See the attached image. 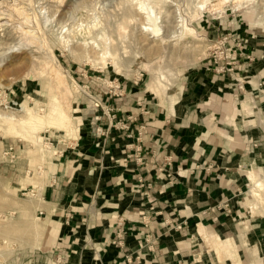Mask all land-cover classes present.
<instances>
[{"label":"crops","instance_id":"crops-1","mask_svg":"<svg viewBox=\"0 0 264 264\" xmlns=\"http://www.w3.org/2000/svg\"><path fill=\"white\" fill-rule=\"evenodd\" d=\"M233 38L243 42L234 64L219 69L223 62L206 57L187 73L176 114L139 81H115V90L86 83L103 103L88 113L76 144L56 145L38 205L58 232L33 264H214L199 225L234 234L229 220L247 173L264 169V37L242 31ZM128 116L136 118L129 128H116ZM251 225L248 237L264 249V221Z\"/></svg>","mask_w":264,"mask_h":264},{"label":"rangeland","instance_id":"rangeland-1","mask_svg":"<svg viewBox=\"0 0 264 264\" xmlns=\"http://www.w3.org/2000/svg\"><path fill=\"white\" fill-rule=\"evenodd\" d=\"M25 1L28 4H26ZM65 1L61 3L60 0H0V40L5 43L0 47V99L2 97V99L10 98L15 100V106L11 103L10 107L7 106V109L1 104L0 108H5L7 111L13 109L14 111V109L17 108V102H22L24 98H27L28 106L35 107L38 114L41 116L47 115L50 110L49 107H53L55 98L53 94L54 91L50 87L48 78L47 82H42L41 79H30L26 76L30 68H33V65H21V62L24 61L22 58L28 57V55L38 58L39 61L45 60L47 59L46 53H48L45 49L50 47L61 64L70 71L73 77L69 79V82L74 93V99L72 100V108H74L73 113L77 116V125L74 133L67 134L66 131H61L57 128H41V130L39 129L37 132L39 136H44L45 134L46 137L50 136L52 138V142L54 143L53 146H51L53 149L52 153L47 152L48 148H45L44 145L43 147L46 149L45 154L48 155L46 159H51L54 162L56 161L55 155L59 154L56 153V145L65 142L76 144V139L79 134L82 133L81 129L84 127L88 113L96 110V108L100 107L101 102L103 103V98L100 94H95L90 90L86 85L87 82H92L96 87L97 84L103 85L102 83L113 85V82L121 80L128 83L139 81L140 87L142 91L145 92V95L155 98L157 103H160L163 108L168 109L167 105L162 102L159 96L149 94L146 91L147 83L152 76L151 68L155 71L162 70L167 75L174 72L176 69H182V76L178 81L175 79L171 83V89L174 95L180 96L178 82H183L187 73L202 64L204 59L209 57L212 52L217 51V42L223 37V33L231 31L232 35H234L241 34L242 31H244L250 36L254 34L259 38H261V36L262 38L264 37V20L260 18L264 12V0H242L238 2L235 0H227L225 4L222 3L221 0H210V2H212L211 5H217L216 9H200V14L196 13V5L200 0H149L157 3L155 8L157 9L159 7L158 10L162 12L163 18L161 19V25L165 26L168 21L177 19L183 15L198 29V33L204 34L206 39L208 38L209 47L205 50V53L199 57L196 53L192 54V58H199L197 61L186 64L187 62L185 61L189 62L191 59L185 60L180 58L174 62H170L165 58H161L160 55L154 54L149 56L147 53H143V43H138L134 37L131 36L132 32H134V36L136 34L138 35V29H132L133 24H131L130 28L132 30L129 29V33L131 34L124 39L125 42L119 38L115 26L122 13V6L123 4L126 5L127 0H71V4H73L71 6H67ZM58 2L62 4L63 8H61L62 6L59 5ZM52 4L54 5L52 6ZM166 11L168 12V18H165ZM29 14L32 15L30 16ZM96 23L106 26L108 37H110L116 45H118L117 43H124V45L128 47V52L124 53L123 50H121L119 57L122 58L123 65L127 64L125 68L130 71H128L130 75L127 76L114 71L111 61H108L107 65L101 68L100 66L102 65L99 64L100 60L92 53L90 57L82 56L76 58L77 56L72 53V50L75 48L74 43L71 44L69 48H64L65 46L62 44L63 36L69 33H77L80 38L84 34L93 37L97 31L94 27ZM22 28H26L27 30L34 29L37 32V36L40 38L38 40L41 44L32 42L30 37L28 38V35H25L21 31ZM180 30L179 28V31ZM175 39L177 40H174V38L169 39V41H171L170 44H180L193 40L191 35L180 36ZM10 44L16 45L14 49L9 48V46H11ZM236 44L238 45V42ZM233 48L236 49V47ZM145 65H149V68ZM35 66L38 67L40 64L37 63ZM79 85L86 89L93 98L85 91L81 90ZM20 88L23 89L20 91ZM55 95H57V93ZM40 108H45V112H42ZM12 144H16L17 148ZM32 145L33 144H31L29 140L24 139L21 135H7L6 132L0 129V264H33L32 258L35 254L40 250H48L43 247L46 240L45 233L36 235L35 231H32V227H28V225L32 223L35 224L36 221L41 222L46 220V215L43 211H40V208L26 210V207L29 205L31 197L40 192L39 180L48 181V175L43 178L39 173L41 171L46 173L50 165L48 160L44 162L41 161L38 152H36L38 153L36 156H34L35 154H31L33 156L30 155L29 151L30 148L33 147ZM10 146L14 148L15 155L12 161H8V158L3 157L5 147L8 148ZM36 157H39V159H36ZM9 166L15 167L13 169L14 171L9 169ZM20 167H25V170L22 171L19 169ZM3 168H8L9 170L5 173L2 172ZM256 171L262 176L264 175V169H256ZM30 177H33L32 180H29ZM249 188L250 185H248L247 189L240 196L239 201L243 199ZM30 190H34L36 193L33 195L26 194ZM32 207L34 208V206ZM240 209H242L241 205L236 211L237 214L234 215L235 219H232L235 222L241 219ZM37 217H39L40 220H37ZM261 220L264 221V217H253L251 218V224L259 223ZM249 231H253V229L245 230L241 233L239 232V234L230 233L225 235L223 233L220 235L226 237L236 236L239 242H243V240L245 241L246 239L258 241L252 239L253 237L250 238L251 236L248 237ZM258 244L264 255L261 242ZM204 246L211 252L206 243H204ZM198 247L201 250L203 248L202 244ZM211 254L213 253L211 252ZM240 256L244 264H256L250 253L244 248ZM213 258V263L215 264L217 259L214 256ZM225 262L227 264H232L230 260H226ZM208 263L212 264L211 260Z\"/></svg>","mask_w":264,"mask_h":264},{"label":"bare ground","instance_id":"bare-ground-1","mask_svg":"<svg viewBox=\"0 0 264 264\" xmlns=\"http://www.w3.org/2000/svg\"><path fill=\"white\" fill-rule=\"evenodd\" d=\"M60 1L62 3L65 0H60ZM235 1L238 2L242 0H235ZM221 2L225 4L227 0H221ZM71 3H72L71 0L65 1V4L67 6L73 5ZM211 3L212 2H210V0H200L196 5V13L200 14V9H208V8L216 9L217 5L216 4L211 5ZM26 4L28 3L26 2ZM58 4L62 6V4H60L59 2ZM156 4L157 3L151 2L149 0H127L126 5L123 4L122 6L123 7L122 13L118 18L117 24L115 26V30L119 38L123 42H125L124 39H126V37L131 34L129 33L130 30L132 29L134 30L136 28L138 29V35L136 34L137 36L136 35L134 36V32H132L131 36H133L138 43L140 44L143 43L142 50L144 54L147 53V55L149 56L157 54L160 55L161 58H165L170 62H174L180 58L185 60H188L190 58L191 60L189 62L185 61L187 62L186 64L188 63L191 64L197 61V59H199L198 57L200 55H203L205 53V50L209 47V42L207 40L208 38L206 39V36L204 34L198 33V29L189 22V19L187 17H184L183 15H181L177 19L168 21L167 24L165 23L166 24L165 26L161 25L160 23L162 22L161 19L163 18V16H162V12L158 10L159 7L157 9L155 8ZM53 5L54 4H52V6ZM61 8H63V6ZM165 14H166L165 18H168L167 11ZM260 18H263L264 20V12L260 16ZM131 24H133L132 29H130ZM101 25H98V23L94 25L97 31L95 33V36L93 37H89L84 34L80 38L78 37L77 33H69L63 36L62 44L65 46L64 48L67 49L71 44L74 43L75 48L73 50L71 48V50L72 53L77 56L76 58H80L82 56L90 57V54L92 53L93 55H95L96 58L100 60L99 64L102 65L100 66L101 68H104L107 65V62L111 61L113 64L112 68L114 71H117L118 73H122L127 76L130 75L128 74L129 70L125 68L127 67L126 66L127 64L125 63L126 65H123L124 64L123 60H121L122 58L119 57L121 50H123L124 53L128 52L127 50L128 47L125 46L124 43L123 44L117 43L118 45H116V43H114V41H112L110 37H108L106 26L104 24ZM26 28H22L21 31L25 35H28L27 37L28 38L30 37L32 42L40 43L38 40L40 38L37 36V32L34 29L27 30ZM179 28L181 29L180 31ZM188 35H191L193 40L180 44L178 43L170 44L171 41H169V39L174 38V40H177L175 39L176 37H180V36L183 37ZM4 44L5 43L0 40V47L3 46ZM15 44L14 45L10 44L11 46H9V48L14 49V47L16 46ZM45 50L48 52L46 53L47 59L39 61L38 58H34L28 55V57L22 58L24 61L21 62V65L22 64L33 65V68H30V70L26 74L28 78L41 79L42 82H47V78H48V80L50 81V87L54 91L53 94L55 98H54V105L53 107H49L50 110L47 113V115L45 114L44 116H41L38 114V111L36 110L35 107H29L27 104V98L26 99L24 98L22 102H17L16 104L17 108L14 109V111L13 109L11 111H7L5 110V108H0V129L6 132L7 135H11V136L21 135L24 139L29 140L30 143L33 144L32 145L33 147L30 148L29 151L30 155L35 154L34 156H36V154L39 153L41 161L44 162L45 160H48V163L50 164L49 169L46 173L44 171H41L39 173L40 176H42L43 178L46 177L47 175H48L47 177L49 178L48 181L39 180L40 181L38 183L40 184L39 190L44 184L49 182L50 178H52L51 173L53 168L55 167V162L51 159H46L48 155L45 154L46 149L43 147V138L42 136H39L37 134L38 130L39 129L41 130V128H45V129L57 128L61 131H66L67 134H72L74 133L77 125V116L73 113L74 108H72V102H73L72 100L74 99V93L72 86L70 85L69 82V79H72L73 77L70 74V71L61 64V62L55 56L53 50L50 47H47ZM193 53H196L198 57L192 58ZM37 63L40 64V66L36 67L35 65ZM145 66L149 68V65H145ZM150 70L152 72V76L149 82L147 83L146 91L149 94H154L159 96L162 102L167 105L170 114L172 113L176 114L178 110H183V107L180 104V97L175 96L173 90L171 89L172 81L175 79H177L178 81V79L183 74V70L176 69L174 72L168 75L165 74V72L162 70L155 71L152 68ZM178 85L180 88H182L181 81L178 82ZM79 87L81 88V90L89 94L86 89H84L80 85ZM55 92L57 93V95H55L56 94ZM40 110L42 112H45L46 109L40 108ZM244 110L245 112H247L246 116L249 120L256 119L257 115L253 111L251 105H244ZM258 118H259L258 122L264 126V117L262 118L258 117ZM14 134H18V135H14ZM52 150H53L52 147H49L47 152L52 153ZM36 159H39V157L38 158L36 157ZM247 175H248L250 188L239 203V205H241L242 207V209H240L241 219L237 222H235L232 219L229 220V224L234 234L235 233L239 234V232L241 233L245 230H251L252 229L251 218L264 217V175L262 176L256 170H249ZM32 178L33 177H30L29 180H32ZM41 202H43V199L41 197V192H39L37 195H33L31 197L30 203L26 207V210H32V209L35 210L40 208L42 204L40 206L38 204ZM32 206H34V208ZM37 220H40V218L37 217ZM50 221L51 220L46 219L41 222L36 221L35 224L32 223L33 225L32 224L28 225V227H32V231H35L36 235H41L45 233L46 240L43 244L44 249L51 248V245L58 232L55 226H53ZM198 235L200 240L203 243H206L207 246H209V249L213 253L214 257H216L217 262H215V264H227L225 262L226 260L228 261L230 260L232 264H244L240 256V253L243 248L248 253H250L256 264H264V255L257 241L246 239L245 241L243 240V242H239L236 236L226 237L223 235L222 236L218 235L215 232V230H211L206 225L203 224L199 225Z\"/></svg>","mask_w":264,"mask_h":264},{"label":"built area","instance_id":"built-area-1","mask_svg":"<svg viewBox=\"0 0 264 264\" xmlns=\"http://www.w3.org/2000/svg\"><path fill=\"white\" fill-rule=\"evenodd\" d=\"M217 43H218V47L216 48L217 51L212 52L209 57L213 58L215 60V62H223L224 63V65L220 66L219 69H224L226 66L234 64V61L236 60V57H237V55H236L237 48L238 47L242 48L243 42H238V45H236L234 43V38H233L232 32L230 31V32L223 33V37ZM233 47H236V49H234ZM115 89H119V85L118 86H113V85L110 86V90H115ZM7 95H9V94H7ZM88 95L93 98L92 95H90V94H88ZM0 101H1L0 106H1V104H3V106L5 108H7V106L10 107L11 103L14 104L13 106H15V100H12L10 98L9 99H2V97H1ZM135 119L136 118L133 116H128L126 121L117 122L115 124V126H116V128H119V129H128L129 128V122H132ZM42 138H43V143H44L43 145L45 148H49V147L53 146L54 143L52 142V138L50 136L46 137L44 134V136H42ZM137 140H138V142L135 145V150H136V154L140 156V153L142 151L141 146H140V143H141L140 135L138 136ZM56 153H59V151H56ZM3 157L8 158L9 159L8 161H12L15 158L14 148L12 146H10L8 148L5 147V150L3 152ZM141 159L142 158L139 157V160H141ZM141 184L144 186L143 180H141ZM34 193H36V192H34V190H30L26 194L33 195ZM224 207L227 208L228 213H231V209L228 208L229 207L228 203H225Z\"/></svg>","mask_w":264,"mask_h":264}]
</instances>
